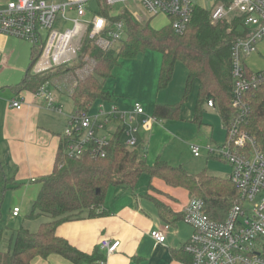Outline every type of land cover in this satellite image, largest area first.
<instances>
[{"label": "built area", "instance_id": "1", "mask_svg": "<svg viewBox=\"0 0 264 264\" xmlns=\"http://www.w3.org/2000/svg\"><path fill=\"white\" fill-rule=\"evenodd\" d=\"M224 1L211 10L210 18L212 23L228 22L231 16L240 21L241 35L231 47V105L238 116L230 125L223 126L224 143L204 148L192 145L190 151L194 157H199L202 150L208 155L218 152L229 163L232 171L228 178L241 203L234 205L223 221H217L209 217L202 199L190 198L181 220L192 234L182 249L191 257V264H264V145L258 144L244 127L251 113L250 94L264 82V70L251 72L245 64L264 40V0H230L228 6ZM90 3L94 8H89ZM118 4L123 8L115 21L110 14ZM130 6L135 9L131 14L139 23L164 16L177 35L185 33L196 8L192 0H11L0 7V35L30 42L39 51L31 66L32 74L39 75L76 63L87 37L102 51L122 41L126 28L123 19L118 18L131 12ZM103 8L107 9L105 16L101 13ZM86 61L93 69L95 60ZM47 88L48 84L42 85L35 95L45 102L48 110L60 113L54 95ZM206 105L214 108L215 103L208 100ZM9 106L20 110L22 102L11 100ZM139 117L145 127L148 122L157 121L146 116L139 103H134L129 111L114 104L105 107L100 102L94 113L73 112L63 132L66 155L104 158L117 129H121L123 145L137 147L135 121ZM19 213V207L13 208V217ZM168 229L169 225H164L151 231L156 244L165 242ZM119 246V241L101 239L98 248L104 256L96 264H106V258L116 253Z\"/></svg>", "mask_w": 264, "mask_h": 264}, {"label": "trees", "instance_id": "2", "mask_svg": "<svg viewBox=\"0 0 264 264\" xmlns=\"http://www.w3.org/2000/svg\"><path fill=\"white\" fill-rule=\"evenodd\" d=\"M224 3L228 6L230 0ZM101 13L107 15V9L103 8ZM210 14L211 10L196 6L192 21L183 35L175 34L169 25L156 30L148 24L140 25L130 15L123 14L118 19H123L126 35L116 48L102 51L94 47L87 37L76 63L56 67L39 75H32L30 67L23 80L13 88L35 94L42 85L50 82L51 77L77 69L84 65L85 57H91L96 63L93 73L79 80L71 94L73 112L86 114L95 102L112 101L111 94L104 90V82L112 76L118 60L122 57L134 58L140 52L150 49L161 56L159 89L170 82L177 62H181L187 69L185 94L190 91L193 83H198L194 123L201 124L202 106L208 100H213L223 126L230 125L238 116L237 110L231 105V47L241 35L240 21L232 18L228 22L212 23ZM38 55L39 51L35 50L30 66ZM250 96L251 113L244 127L258 144L264 145V82ZM180 106L179 103L155 105L153 117L157 120L177 119ZM121 137V129H117L107 147L106 156L101 159L88 155L68 157L62 139L52 173L41 179L39 194L28 215L30 220L43 215L48 221L39 224L34 233L24 228L14 231L8 251L0 252V264H33L36 258L46 259L51 255L60 256L72 264H96L103 258L98 250L92 253L80 251L58 236L56 228L63 222L79 218L84 211L88 212L89 217L103 215L108 188L134 190L143 174L148 175L150 182L158 179L170 188L186 191L190 198L202 199L213 220L223 221L228 211L241 203L239 193L229 178H217L205 169L191 174L181 166H171L160 159L148 165L142 147L138 145L133 149L127 148L121 143ZM13 184L0 164V218L4 195ZM154 204L163 218L169 215L166 206L157 201ZM170 256L175 262L191 264V257L182 247L171 250Z\"/></svg>", "mask_w": 264, "mask_h": 264}, {"label": "crops", "instance_id": "3", "mask_svg": "<svg viewBox=\"0 0 264 264\" xmlns=\"http://www.w3.org/2000/svg\"><path fill=\"white\" fill-rule=\"evenodd\" d=\"M9 1L11 0H0V7H5ZM192 1L198 7L208 9L199 5L196 0ZM211 1L212 6L209 10H212L224 0ZM132 9H129L131 12L126 14L130 15L139 24L131 14L135 11L134 8ZM21 41L14 37L0 35V63L2 64L0 80L10 70L24 72L25 59H27L29 50L26 44ZM32 54L33 56L35 54L33 47L31 56ZM30 73L32 74L31 70ZM24 76L21 75L18 80H15V84H6L4 80L0 83V164L6 177L12 179L14 183L11 186L12 188H9L5 194H7L8 199H12V203L7 202L9 204V214L15 219L19 218L26 209L27 211L31 209L39 194L41 179L52 173L56 153L63 139V130L66 128L69 115L74 111L72 105L69 115L66 116L63 111L65 103L61 102L60 95L54 96L56 106L61 109L59 114L61 117L59 118L52 113L50 114L45 107V102L34 93L27 90H14L13 86L20 83ZM50 85L52 84H48V86ZM111 96V102H104L106 107L114 104L123 111H129L133 106V104L126 105L124 102L117 101L112 94ZM68 97L71 99L70 94ZM11 100L21 101V109L17 110L10 107L9 102ZM98 103L100 104V101ZM204 105L207 107L206 103ZM141 119L139 117L135 121L138 128L136 138L138 145L144 151L145 161L147 162V157L152 159L157 155L154 162L160 159L167 163V159L162 156L163 153L159 150L155 152L152 149L147 156L149 144L153 146L154 139L157 140L164 134L165 125L161 120H157L148 122V126L145 127L142 125ZM143 134H148V137L145 138ZM206 145L214 144L209 143ZM201 157L200 154L199 158ZM209 158H211L210 155L206 153L205 161L208 162ZM154 180L153 189L149 188L142 196L135 194L133 191L131 193L125 191V189L116 188L118 190L116 191L117 196L113 201H108L105 197L103 215L89 217L88 212L84 211L79 218L61 223L56 228L57 235L85 253L99 251L98 245L101 239L119 241L118 250L106 258V264H183L179 261H173L170 251L179 250L183 247L192 234L191 230L189 238L184 242L176 240L179 231L182 230L183 224H185L181 220L182 211L190 197L182 189L170 188L158 179H153L151 182ZM154 201L166 206L170 212H168L169 215H164L163 218L159 214ZM15 207L20 209L17 217L12 216V210ZM176 218L178 219L175 220ZM164 225H169L168 232H166L167 239L162 244H156L150 233L156 228H163ZM33 264L72 263L60 256L51 255L46 259L36 258Z\"/></svg>", "mask_w": 264, "mask_h": 264}, {"label": "rangeland", "instance_id": "4", "mask_svg": "<svg viewBox=\"0 0 264 264\" xmlns=\"http://www.w3.org/2000/svg\"><path fill=\"white\" fill-rule=\"evenodd\" d=\"M196 1L199 5L208 9L212 6L211 0ZM89 8H94V4L90 3ZM122 8L123 5H116L114 7L115 12L110 14L111 17H118L117 13ZM128 9L133 10L131 6ZM70 16L73 17L74 15L71 14ZM231 19L232 16L229 18V21ZM139 24H148L151 28L159 30L167 27L168 20L164 17H152L146 18L143 23ZM66 27H71V23H68ZM21 42H24L29 50L27 59H25L26 63L24 72L21 73L20 71L10 70L6 76L0 80V83L3 82V80L6 81V84L14 83L21 75L24 76L25 71L29 68L31 64V51L33 46L30 42ZM118 45L119 44L117 43L114 47L116 48ZM86 59L90 61L91 57H85L84 65L81 67L61 72L51 77L50 82L47 83L53 85L48 86V91L56 97L57 95H60L61 102L65 103V105H63V111L66 116L69 115V111L72 107V102L68 95L73 93L79 80H83L88 75L93 73L94 68L92 69L93 66L91 63H88ZM245 64L251 72L264 70V40L257 46V52L246 58ZM160 67L161 56L154 50H145L140 52L134 58L122 57L118 60V65L114 68L112 76L105 80L104 90L112 94L117 101L124 102L126 105L139 103L142 106L145 115L148 117L153 116V108L155 105L164 106L174 105L177 103L181 104L177 119H160L163 125H165L164 134L157 140L154 139L153 146H150L149 144L147 156L150 154L152 149L155 152L156 150H159V152L163 153L162 156L167 159V163L174 166L181 165L191 174H197L201 170L205 169L212 176L227 179L231 174L232 169L229 163L224 161L218 152H212L210 154L211 158H209L208 162H206L204 159L206 157L205 151H201V158L194 157L190 151V147L192 145L204 147V145L209 143H212L215 146V144H222L225 142V131L218 110L216 108H207L205 105L202 106L201 124L194 123L193 115L194 106L197 100V83H193L190 91L185 94V78L187 75V69L181 62H177L174 66L172 79L164 88L159 89L158 77ZM84 69L86 71H84ZM58 92L63 94H59ZM98 105V101L95 102L92 105L90 112L94 113ZM49 112L59 118L61 117L58 112L51 110H49ZM116 123L117 122H114V124ZM119 124L121 125L122 122L120 121ZM60 128L62 129V127ZM143 135H145V138L148 137V134ZM155 158H157V155H155L152 159H148L147 157V164L151 165ZM153 183H155V180L150 182L148 175L143 174L137 182L134 190L125 189V191H133L135 194L142 196L145 192H147L151 185V187H153ZM116 191H118L116 188H108L106 193L108 201L114 200L117 196ZM4 198L5 199L1 205L0 218V252L2 253L8 251L14 231L24 228L29 232L34 233L37 231L39 224L48 221V218L43 215L30 220L28 218L30 212L29 208V211L26 209L24 213H21L19 218H12L9 214L8 204V202L12 203V199H8L7 194H5ZM190 233V227L183 224L182 230L179 231L176 240L184 242L189 238Z\"/></svg>", "mask_w": 264, "mask_h": 264}]
</instances>
